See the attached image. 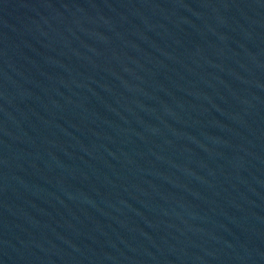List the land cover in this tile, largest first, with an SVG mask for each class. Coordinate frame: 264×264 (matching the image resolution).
I'll list each match as a JSON object with an SVG mask.
<instances>
[{
    "label": "water",
    "instance_id": "1",
    "mask_svg": "<svg viewBox=\"0 0 264 264\" xmlns=\"http://www.w3.org/2000/svg\"><path fill=\"white\" fill-rule=\"evenodd\" d=\"M0 264H264V0H0Z\"/></svg>",
    "mask_w": 264,
    "mask_h": 264
}]
</instances>
